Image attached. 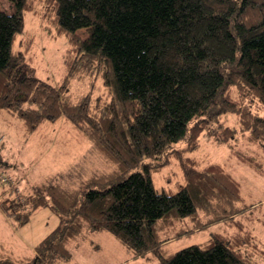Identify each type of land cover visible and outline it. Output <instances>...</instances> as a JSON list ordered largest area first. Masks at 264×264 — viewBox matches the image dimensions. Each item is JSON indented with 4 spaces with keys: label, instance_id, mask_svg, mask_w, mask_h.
Returning a JSON list of instances; mask_svg holds the SVG:
<instances>
[{
    "label": "trees",
    "instance_id": "obj_1",
    "mask_svg": "<svg viewBox=\"0 0 264 264\" xmlns=\"http://www.w3.org/2000/svg\"><path fill=\"white\" fill-rule=\"evenodd\" d=\"M10 1L15 11L0 12V111L19 119L27 137L65 119L112 169L60 172L23 197L2 191L0 208L17 227L40 208H50L60 224L33 256L17 258L0 245V264L73 263L80 240L103 231L129 260L264 264L263 246L238 222L253 206L223 165L199 168L186 158L175 191H160L153 180L175 145L194 152L203 134L221 145L240 134L264 149V0ZM27 12L40 13L67 40L58 85L38 78L29 48L15 49ZM85 80L92 89L102 81L105 102L94 103L92 93L71 97V83ZM241 161L262 174L254 158ZM186 221L193 226L170 236ZM211 222H228L235 232L168 252L169 242Z\"/></svg>",
    "mask_w": 264,
    "mask_h": 264
},
{
    "label": "rangeland",
    "instance_id": "obj_2",
    "mask_svg": "<svg viewBox=\"0 0 264 264\" xmlns=\"http://www.w3.org/2000/svg\"><path fill=\"white\" fill-rule=\"evenodd\" d=\"M42 10L43 6H39ZM14 3L0 0V12L13 13ZM25 30L18 38L16 48H29L27 57L37 70L41 80L58 85L65 74L64 53L68 49L67 40L58 37L50 25L39 14L26 13ZM78 33L85 36V30ZM92 89L90 81H73L70 95L79 99L92 93L93 102H105L106 93L101 80L95 81ZM175 151L169 155L167 165L161 166L153 175L154 185L158 190L175 191L182 183L183 160L193 159L199 168L211 163L224 166L225 170L241 184V193L247 204L253 209L238 217L240 223L248 226L255 236L258 249L264 248V149L258 143L250 142L246 136H238L230 144H218L213 138L203 134L199 148L190 152L186 143L175 145ZM241 157H252L262 168V174L241 161ZM187 162L190 163L189 160ZM112 165L92 147L91 142L77 131L68 121L60 119L55 123H44L27 137L24 124L17 118L0 111V200L4 190L12 191V196L31 192L32 187L44 184L53 175L66 174L97 175L110 171ZM255 203V204H253ZM246 215V216H245ZM201 221L206 218L201 213ZM60 224V220L50 208H40L23 227L15 223L0 209V244L14 257L33 256L35 246ZM208 225V224H207ZM190 221L178 223L174 230L192 227ZM235 232L228 222H211L202 230H195L174 239L166 246L169 253L191 245L203 244L213 233ZM260 243L262 247L258 246ZM129 252L106 231L87 233L76 245L72 262L74 264H158L152 255L129 260ZM72 263V264H73Z\"/></svg>",
    "mask_w": 264,
    "mask_h": 264
},
{
    "label": "built area",
    "instance_id": "obj_3",
    "mask_svg": "<svg viewBox=\"0 0 264 264\" xmlns=\"http://www.w3.org/2000/svg\"><path fill=\"white\" fill-rule=\"evenodd\" d=\"M67 264H72V263L69 262V263H67Z\"/></svg>",
    "mask_w": 264,
    "mask_h": 264
},
{
    "label": "crops",
    "instance_id": "obj_4",
    "mask_svg": "<svg viewBox=\"0 0 264 264\" xmlns=\"http://www.w3.org/2000/svg\"><path fill=\"white\" fill-rule=\"evenodd\" d=\"M1 209V208H0ZM2 211V210H1ZM3 212V211H2ZM0 245H2V244H0Z\"/></svg>",
    "mask_w": 264,
    "mask_h": 264
}]
</instances>
